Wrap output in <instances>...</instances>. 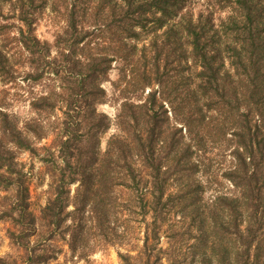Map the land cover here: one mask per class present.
Returning a JSON list of instances; mask_svg holds the SVG:
<instances>
[{
    "label": "trees",
    "instance_id": "16d2710c",
    "mask_svg": "<svg viewBox=\"0 0 264 264\" xmlns=\"http://www.w3.org/2000/svg\"><path fill=\"white\" fill-rule=\"evenodd\" d=\"M23 1L15 33L0 22V76L14 78L17 50L23 80L52 81L22 125L0 111V187L11 198L0 219L15 222L25 262L55 256L56 235L73 247L83 220L112 240L111 214L117 225L127 210L120 264H264V0H204L198 13L190 0H72L53 42L36 35ZM111 97L114 118L98 109ZM17 151L42 152L52 168L40 215Z\"/></svg>",
    "mask_w": 264,
    "mask_h": 264
},
{
    "label": "rangeland",
    "instance_id": "374dc122",
    "mask_svg": "<svg viewBox=\"0 0 264 264\" xmlns=\"http://www.w3.org/2000/svg\"><path fill=\"white\" fill-rule=\"evenodd\" d=\"M17 1L18 0H0V22L10 24L11 26L14 24L15 26L12 27L13 33L16 32V25L21 24V22L17 19L18 11H16L17 14L13 11V3H16ZM71 1L72 0L23 1L24 8L34 17L33 26L36 35L40 39L53 42L55 35L62 31L65 24L63 16L66 9L70 8ZM75 1L77 2V5H79L80 0ZM87 1L88 0L81 2L83 6ZM93 1L94 0H91V2L88 1L87 3L91 6ZM203 1L204 0H190L191 4L194 6L195 13L206 10ZM20 3L21 2H19V4ZM17 8H19V5ZM215 13L218 12L216 11ZM87 18L90 19L89 22L94 19L90 18V16H87ZM54 52L55 51L53 50V55ZM15 53V57L19 60V62L13 66L14 78H11L9 81H5L3 76H0V111L7 110L11 114L18 116L19 120H21L20 125H22L24 120L35 115V112L30 109V100H32L36 94L48 89V85L52 83V81L48 78L46 80L41 79L35 82L30 81V79L23 80L26 72L29 71V67L27 65H21L22 57L17 50H15ZM119 67L118 63H113V68L110 71L111 81H116L119 77ZM62 84H66L65 81L62 82ZM104 86L109 90V93L112 92V84L110 81L104 82ZM64 88L67 89V87ZM119 105L120 100L115 101L114 97H111L110 102L99 105L98 109L108 113L112 118H114L117 114ZM166 105L168 106V104ZM170 114L172 113L170 112ZM115 131H117L115 126H112V128L104 134L101 142L102 149L106 146L107 137ZM51 140L52 136L43 138L37 143V145H48L51 143ZM43 155L44 154L42 152H40L39 155L31 154L28 151L16 152V160L24 164V168L30 171L28 178L30 201L31 207L37 215H40L41 209L53 195L50 187V183L52 181V168H47V166H45L44 162L41 160ZM76 188L77 184L71 186L72 198H74L77 193ZM115 193L119 195V201H127L128 190L125 189L121 191L117 189L115 190ZM5 195L6 192L3 191L2 187H0V203L9 204L11 202V198L4 199L3 197ZM73 208L74 205L71 204L69 209ZM111 217L113 222L109 223L110 228L118 235H114L112 240L108 237L104 240V236L102 235L104 231L102 229L93 225L94 223L88 224L90 222L86 223L83 220L82 225L80 227H75V230L73 231L76 233L73 247L67 242L68 239H71L70 234L67 235V241L59 235H56V237L51 240L55 256L38 264H120L118 251L125 252L129 245V236L125 233V223L122 221L127 218V210H125L124 214L121 216L122 219L120 218L122 223L119 221L116 225L113 214H111ZM68 223H70V221H68ZM15 226V222L11 220L6 218L0 219V258L8 260L11 264H28L25 262L26 260L24 259L25 256L23 249L19 245L14 244L9 236V229H16ZM142 234L143 232H140L139 235L142 236ZM32 240H36L35 236H33ZM137 241L138 244H141L139 239ZM166 241V238L163 237L162 243L164 245L167 244Z\"/></svg>",
    "mask_w": 264,
    "mask_h": 264
}]
</instances>
